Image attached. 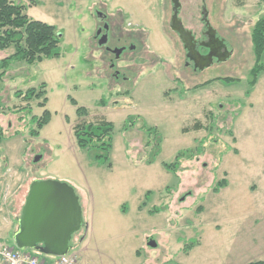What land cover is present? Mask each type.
Returning a JSON list of instances; mask_svg holds the SVG:
<instances>
[{
  "label": "rangeland",
  "instance_id": "obj_1",
  "mask_svg": "<svg viewBox=\"0 0 264 264\" xmlns=\"http://www.w3.org/2000/svg\"><path fill=\"white\" fill-rule=\"evenodd\" d=\"M20 1L28 16L59 31L60 55L32 64L12 61L0 78V240L14 245L5 224L11 197L20 196L22 208L32 181L56 179L72 186L79 199L84 223L73 233L69 252L82 264L264 260V73L247 93L254 61L250 34L264 16V1L206 0L209 26L232 54L193 71L169 26L171 6L165 4L164 14L153 0H106L108 11L122 6L132 30L147 34L146 49L117 61L130 77L117 82L107 55L92 40L99 0ZM200 9V0H185L179 12L197 36L203 30ZM13 50L0 49V59ZM225 77L237 80L218 79ZM30 88L44 91L26 100ZM79 106L86 116L77 114ZM45 109L51 117L38 130L32 119ZM82 119L111 122V166L77 146L73 126ZM196 122L202 127L193 129ZM187 149L194 155L188 158ZM181 151L186 154L175 171L167 169ZM222 178L228 185L214 193ZM26 252L41 261L52 257L38 249Z\"/></svg>",
  "mask_w": 264,
  "mask_h": 264
},
{
  "label": "trees",
  "instance_id": "obj_2",
  "mask_svg": "<svg viewBox=\"0 0 264 264\" xmlns=\"http://www.w3.org/2000/svg\"><path fill=\"white\" fill-rule=\"evenodd\" d=\"M264 1V0H263ZM34 0H29V5H34ZM26 6L20 0H0V49H6L13 46V53L0 59V78L5 74L10 67L12 61H23L27 64L42 61L43 59H51L59 57L60 55V42L61 35L54 25L48 24L41 20L33 19L25 12ZM252 53L254 61L249 69V78L247 84L251 88L254 87L260 75L264 73V16L258 18L251 29L250 34ZM226 82H235L237 79L231 77L218 78ZM213 81L207 80L201 85H206ZM43 86V85H41ZM44 89L36 91L35 88L28 89L23 95L24 99L34 97L39 98ZM21 91L17 90L16 95L19 96ZM72 104L76 105V101L71 99ZM46 99L44 98L39 106H44ZM76 112L79 116H86L87 111L84 107H77ZM51 117L50 111L45 109L43 113L32 121L36 123L37 129H41L46 123L49 122ZM133 116L127 119L126 129L132 125L130 121ZM201 124L196 122L192 128L199 129ZM152 129V128H151ZM153 130V129H152ZM113 126L111 122L100 120L97 122H90L83 120L73 126V134L76 139V144L79 148L86 149L89 156L94 161H99L104 164L110 165L109 155L111 149ZM37 134V131H32ZM1 141V137H0ZM160 137L156 135L155 145L159 148ZM196 152H200L201 148L197 147ZM159 151V150H158ZM158 151L155 153L157 154ZM193 149H187V157L194 155ZM237 153V150L234 149ZM155 154V155H156ZM186 153L184 151L178 152L175 157V162L165 164L169 170L175 171V165L179 159ZM149 162H152L151 160ZM228 185L226 178H222L216 182L213 188L214 193ZM149 195L150 192H147ZM151 211V212H157ZM194 245V244H193ZM189 245L188 247H192ZM13 247H15L13 245ZM246 264H264V260H253Z\"/></svg>",
  "mask_w": 264,
  "mask_h": 264
},
{
  "label": "water",
  "instance_id": "obj_3",
  "mask_svg": "<svg viewBox=\"0 0 264 264\" xmlns=\"http://www.w3.org/2000/svg\"><path fill=\"white\" fill-rule=\"evenodd\" d=\"M171 2L172 15L169 26L178 33L187 56L193 59L198 54L195 50L194 36L183 26L178 17L179 0H171ZM202 16L207 25L210 42L217 44L219 49L226 50L218 56L219 61H224L231 52L209 26L205 8ZM213 57L214 54L210 52L200 59V64L195 66L200 70L209 67ZM38 158L39 156H36L35 160ZM83 223L79 199L72 186L56 179L34 180L29 186L20 216L17 218V226L12 233L13 243L20 250L38 249L43 254L62 256L71 250L72 235ZM147 244L154 245V241L149 238Z\"/></svg>",
  "mask_w": 264,
  "mask_h": 264
},
{
  "label": "flooded vegetation",
  "instance_id": "obj_4",
  "mask_svg": "<svg viewBox=\"0 0 264 264\" xmlns=\"http://www.w3.org/2000/svg\"><path fill=\"white\" fill-rule=\"evenodd\" d=\"M100 3L97 4L96 7H94L93 10V24H94V32L92 35V40L97 46V48L101 49L105 55H107V65L110 69L111 74L110 77L114 81H127L130 77L125 74L124 69L122 70L119 68L116 64L117 61H119L122 57L126 56L127 54L140 50L143 51L144 48V42H146L147 34L143 30V28L137 29V31H133L132 29H135L131 25V15L125 10L122 6H115L114 9L108 11L107 7L110 6L111 0L106 2V0H99ZM114 1H120V0H114ZM135 3H138L140 5L146 4V0H132ZM157 2V9H163V12L165 14L164 8L165 4L167 3L168 6H171V15H172V2L171 0H153ZM180 7L178 11V17L183 23V18L179 16L180 10H182L183 5L185 3V0H179ZM206 0H200V13L201 18L200 20L203 23V30H201L199 36L196 35L193 30L186 27V25L183 23V26L190 30L192 32V35L194 36L195 41V50L198 54H194L195 58L190 59L187 56V51H185V64L187 67H191L193 71H197L199 68L196 67V64H200L203 57H205L208 53H213L214 57L212 60V64H218L221 62H224L227 60L232 52L226 47L228 51L231 52L230 56L227 57L224 61H219L218 56L221 55V53L225 52V48H218V45L210 42L208 33H207V25L205 21L203 20L202 11L205 8ZM170 15V17H171ZM165 18V16H164ZM170 20V19H169ZM173 31V30H172ZM175 34L178 33L173 31ZM179 37V36H178ZM128 57V56H126ZM210 65V66H211Z\"/></svg>",
  "mask_w": 264,
  "mask_h": 264
},
{
  "label": "built area",
  "instance_id": "obj_5",
  "mask_svg": "<svg viewBox=\"0 0 264 264\" xmlns=\"http://www.w3.org/2000/svg\"><path fill=\"white\" fill-rule=\"evenodd\" d=\"M0 264H82L77 256L68 252L62 256H52L50 259L41 261L38 257L9 246L0 240ZM95 264V263H90Z\"/></svg>",
  "mask_w": 264,
  "mask_h": 264
},
{
  "label": "crops",
  "instance_id": "obj_6",
  "mask_svg": "<svg viewBox=\"0 0 264 264\" xmlns=\"http://www.w3.org/2000/svg\"><path fill=\"white\" fill-rule=\"evenodd\" d=\"M4 190H5V187H3V191ZM7 192L5 191V194H3V196H2L4 199L3 202L6 201V203H4L5 206H6V204L8 205L9 200H10V196L8 195ZM18 197H20V196H18L17 194H14L11 197L10 204H13V206L10 209L7 208V210H6L7 214H5V217H6L5 218V224L7 225L6 227L11 229V231H14L16 229L17 218L19 217V214L21 212V210H20L21 205L19 204ZM15 204H18V207H17V205L15 206ZM0 210L3 211V207L2 208L0 207ZM261 242H263V241H261ZM48 259H50V258H45V260H48Z\"/></svg>",
  "mask_w": 264,
  "mask_h": 264
}]
</instances>
